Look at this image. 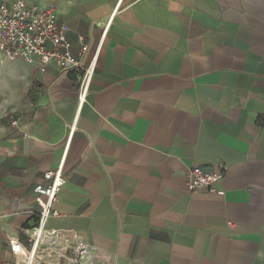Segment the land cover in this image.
Listing matches in <instances>:
<instances>
[{"label": "crops", "instance_id": "0c3cea01", "mask_svg": "<svg viewBox=\"0 0 264 264\" xmlns=\"http://www.w3.org/2000/svg\"><path fill=\"white\" fill-rule=\"evenodd\" d=\"M81 1L57 11L97 54L79 112L72 74L0 56V264L59 166L32 264H264V0ZM195 167L223 196L188 192Z\"/></svg>", "mask_w": 264, "mask_h": 264}, {"label": "built area", "instance_id": "2783aa9c", "mask_svg": "<svg viewBox=\"0 0 264 264\" xmlns=\"http://www.w3.org/2000/svg\"><path fill=\"white\" fill-rule=\"evenodd\" d=\"M79 50L74 53L67 38V27L60 22L57 11L52 6L41 7L24 0L0 2V56L7 62L20 60L29 66L38 65L41 72L45 67L53 66L62 74H72L76 81L77 112L86 101L96 68L97 54L88 57L89 46L82 37L78 38ZM11 126L18 120L9 116ZM74 126L69 129V136ZM224 178L223 171L209 173L201 168H190L187 172L188 192L207 190L217 196H223L216 185ZM65 180L61 166L43 174V183L34 187L33 193L38 211L36 222L27 230L29 250L17 241L9 242V251L14 258L12 264H32L35 252L41 244L54 245L52 237L56 232L46 230L45 224L50 218H57L55 208L59 193ZM77 256L86 252V248L76 246Z\"/></svg>", "mask_w": 264, "mask_h": 264}, {"label": "rangeland", "instance_id": "374dc122", "mask_svg": "<svg viewBox=\"0 0 264 264\" xmlns=\"http://www.w3.org/2000/svg\"><path fill=\"white\" fill-rule=\"evenodd\" d=\"M13 0H0V2H10ZM29 4L38 5L41 7L52 6L56 11L63 13L68 10L69 12L77 13L76 11L83 12L84 9L89 8L90 5H83L81 0H24ZM67 11V12H68ZM0 70V74H1ZM2 85L0 84V89Z\"/></svg>", "mask_w": 264, "mask_h": 264}, {"label": "water", "instance_id": "95a60500", "mask_svg": "<svg viewBox=\"0 0 264 264\" xmlns=\"http://www.w3.org/2000/svg\"><path fill=\"white\" fill-rule=\"evenodd\" d=\"M71 255H72L75 259L77 258L76 253L72 252Z\"/></svg>", "mask_w": 264, "mask_h": 264}]
</instances>
